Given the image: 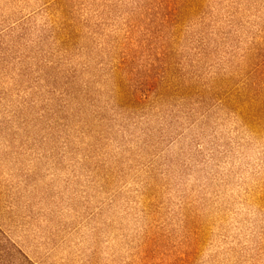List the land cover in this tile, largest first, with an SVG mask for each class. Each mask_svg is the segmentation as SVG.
<instances>
[{"label": "rangeland", "instance_id": "obj_1", "mask_svg": "<svg viewBox=\"0 0 264 264\" xmlns=\"http://www.w3.org/2000/svg\"><path fill=\"white\" fill-rule=\"evenodd\" d=\"M0 264H264V0H0Z\"/></svg>", "mask_w": 264, "mask_h": 264}]
</instances>
